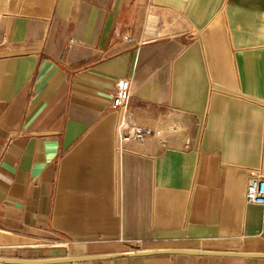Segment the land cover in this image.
Listing matches in <instances>:
<instances>
[{"label": "crops", "instance_id": "crops-1", "mask_svg": "<svg viewBox=\"0 0 264 264\" xmlns=\"http://www.w3.org/2000/svg\"><path fill=\"white\" fill-rule=\"evenodd\" d=\"M131 75L130 120L162 128L163 143L121 148L112 95ZM256 171L264 0H0V258L264 253V209L245 199Z\"/></svg>", "mask_w": 264, "mask_h": 264}, {"label": "built area", "instance_id": "built-area-1", "mask_svg": "<svg viewBox=\"0 0 264 264\" xmlns=\"http://www.w3.org/2000/svg\"><path fill=\"white\" fill-rule=\"evenodd\" d=\"M129 40H132L129 38ZM143 40L139 41L141 44ZM133 75L120 78L116 83L115 92L112 95V107L119 116L117 130L121 138V148L127 149V145L142 141L148 137L159 138L165 142L164 130L158 127L141 126L133 124L130 120V105L133 93ZM245 199L247 203L258 204L264 209V175L258 171L253 172L246 187Z\"/></svg>", "mask_w": 264, "mask_h": 264}, {"label": "water", "instance_id": "water-1", "mask_svg": "<svg viewBox=\"0 0 264 264\" xmlns=\"http://www.w3.org/2000/svg\"><path fill=\"white\" fill-rule=\"evenodd\" d=\"M155 254H187V255H218V256H239V257H256L264 258V253L255 252H237V251H213L198 249H155V250H137L134 252H126L113 255H87V256H71L62 258H49L41 260L28 259H11L0 258V262L8 264H63V263H83L89 261H97L109 258H124L133 256H150Z\"/></svg>", "mask_w": 264, "mask_h": 264}, {"label": "bare ground", "instance_id": "bare-ground-1", "mask_svg": "<svg viewBox=\"0 0 264 264\" xmlns=\"http://www.w3.org/2000/svg\"><path fill=\"white\" fill-rule=\"evenodd\" d=\"M74 264H78V263H74Z\"/></svg>", "mask_w": 264, "mask_h": 264}, {"label": "rangeland", "instance_id": "rangeland-1", "mask_svg": "<svg viewBox=\"0 0 264 264\" xmlns=\"http://www.w3.org/2000/svg\"><path fill=\"white\" fill-rule=\"evenodd\" d=\"M86 264V263H85ZM95 264V263H94Z\"/></svg>", "mask_w": 264, "mask_h": 264}]
</instances>
